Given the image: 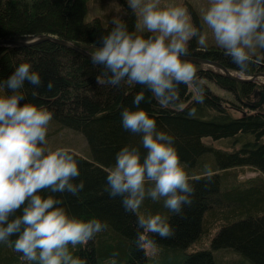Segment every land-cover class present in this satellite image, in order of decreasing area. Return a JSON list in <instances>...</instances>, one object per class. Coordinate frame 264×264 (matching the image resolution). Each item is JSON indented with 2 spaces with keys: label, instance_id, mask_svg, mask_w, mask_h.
I'll use <instances>...</instances> for the list:
<instances>
[{
  "label": "trees",
  "instance_id": "16d2710c",
  "mask_svg": "<svg viewBox=\"0 0 264 264\" xmlns=\"http://www.w3.org/2000/svg\"><path fill=\"white\" fill-rule=\"evenodd\" d=\"M88 0H0V40L29 39L51 35L93 54L113 24L98 17L85 19ZM193 20L197 25L194 13ZM120 19L138 35L136 13L124 4ZM189 55L215 61L241 73L230 56L218 45L200 47L193 37ZM245 75L264 72V49L250 53ZM31 61L41 74L42 84L27 80L21 91L25 99L53 110L48 127L59 126L81 133L88 145L89 158L73 152L85 188L78 196L67 192L64 203L82 218L96 216L108 227L96 233L87 245L69 246L87 264H223L214 258L225 250L235 260L227 264H264V87L253 82L239 83L212 68L195 64L205 89V100H193L190 86L180 85L183 108L161 107L145 89L143 107L156 113L157 127L174 135V143L194 186L192 203L183 214H174L160 200L146 197L140 208L125 211L120 197L110 196L105 179L115 163V153L124 144L140 146L139 133L121 126L120 110L132 104V97L143 85L122 81L113 86L100 81L104 66L80 53L46 41L26 47H0V78L7 76L21 61ZM49 79L54 87H46ZM36 88L38 95H32ZM8 91V90H6ZM263 95H260V92ZM262 98L259 106L254 107ZM195 107L194 112L189 109ZM146 151L141 147V152ZM257 175L240 180V175ZM45 194L48 189H42ZM160 212L170 217L174 235L151 233L159 251L137 246V216ZM213 234V235H212ZM17 234L12 235V239ZM212 235V236H211ZM206 241L209 248H204ZM195 245V246H194ZM192 246L194 251L188 250ZM202 248V249H200ZM192 249V250H193ZM0 264H37L21 259L11 244L0 242Z\"/></svg>",
  "mask_w": 264,
  "mask_h": 264
},
{
  "label": "clouds",
  "instance_id": "9594fccd",
  "mask_svg": "<svg viewBox=\"0 0 264 264\" xmlns=\"http://www.w3.org/2000/svg\"><path fill=\"white\" fill-rule=\"evenodd\" d=\"M158 5L159 0H130L129 6L139 7L141 22L151 34H135L113 17V27L101 36L91 55L93 63L104 66L101 82L119 86L126 80L144 86L132 97L137 107L120 110L121 126L141 134V144L122 145L105 179L108 194L119 196L125 211H137L146 197H163L167 209L183 214L195 188L182 166L175 137L157 127L156 113L139 105L147 89L161 107L183 108L181 84L190 86L195 102H204L197 67L185 57L193 37L207 47L208 33L193 24L186 5ZM202 16L215 43L244 74L250 53L257 46L264 49V0H210ZM26 80L42 84L40 72L28 60L19 62L6 79L0 78V242L11 244L21 259L37 264H87V258L74 254L69 246L87 245L108 224L96 216L85 219L72 214L63 195H53L78 196L85 181L76 179L80 170L72 150L47 146L53 110L31 101L20 103ZM46 87L52 89L54 80L49 79ZM32 95H38L36 88ZM141 147L146 150L143 154ZM137 227V246L153 254L159 248L150 234L170 237L175 232L170 217L160 212L137 216ZM110 264H117L115 256Z\"/></svg>",
  "mask_w": 264,
  "mask_h": 264
},
{
  "label": "rangeland",
  "instance_id": "374dc122",
  "mask_svg": "<svg viewBox=\"0 0 264 264\" xmlns=\"http://www.w3.org/2000/svg\"><path fill=\"white\" fill-rule=\"evenodd\" d=\"M210 0H159L160 7H165L170 3L173 4H184L187 6L188 11L191 14V20L194 25L195 22L193 20L192 13L195 14L197 17V25L201 28L203 32H207V46L217 45L214 41V38L211 34V29L208 28L207 24L203 21L202 13L206 8L208 7ZM124 4L130 5V0H88L87 2V10L85 19H91L93 17L100 18L103 22L108 23L112 21L113 17H119L122 13V8ZM136 13V28L137 30H147L142 22H141V16H140V10L139 7L134 8ZM196 42L198 43V39L195 37ZM199 45V43H198ZM201 47V46H200ZM205 48V47H204ZM252 53H260V47L257 46L256 50ZM202 68H207L208 66L205 65H198ZM236 75L240 77H247L249 75L241 74L238 72H235ZM258 81H264V78H258ZM56 127H48V131L46 134L47 139V146L51 148L63 146L67 147L72 152L76 153L77 155L89 158V149L88 145L86 143V140L84 136L76 131H73L68 128H60L59 126L55 125ZM257 174L254 172H246L243 175H240V180L247 179L256 176ZM213 235V234H212ZM211 235V236H212ZM195 246V245H194ZM209 248V242L206 241L205 247ZM192 246L188 250L194 251L196 249H193ZM202 249V248H200ZM214 258L221 260L223 264H227L230 260H235L234 256H232L229 252L225 250L216 251L214 253Z\"/></svg>",
  "mask_w": 264,
  "mask_h": 264
},
{
  "label": "water",
  "instance_id": "95a60500",
  "mask_svg": "<svg viewBox=\"0 0 264 264\" xmlns=\"http://www.w3.org/2000/svg\"><path fill=\"white\" fill-rule=\"evenodd\" d=\"M46 41H50V42L59 44L65 48L74 50V51L80 53L81 55L91 59L92 53H90L89 51L82 49L81 47H78L69 41H66L63 39H58V38L51 36V35H40L37 37H31L29 39H24V40L3 39V40H0V47H10V46L26 47V46H33L36 44H40V43L46 42ZM185 58L188 60H191L195 64L205 65V66H208L209 68H212L216 71H219L222 75L226 76L227 78H229L233 81H237L239 83L253 82L255 84H258V85H261L264 87V81H258V78H264V72H257V73H254L252 75H249V76L243 78V77L236 75L235 71H232V70L226 68L225 66H223L222 64H220L218 62L210 61V60H207V59H204L201 57L191 56V55H188ZM254 62L258 63L259 65L264 67V63H260L257 61H254ZM260 95H263L262 91L260 92ZM261 102H262V98L256 105H254V107L259 106L261 104Z\"/></svg>",
  "mask_w": 264,
  "mask_h": 264
}]
</instances>
